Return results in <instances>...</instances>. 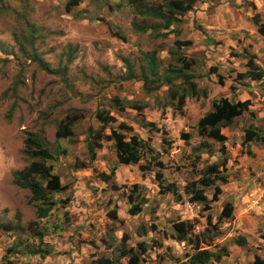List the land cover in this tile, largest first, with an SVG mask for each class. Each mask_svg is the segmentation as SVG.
Instances as JSON below:
<instances>
[{
  "label": "rangeland",
  "instance_id": "obj_1",
  "mask_svg": "<svg viewBox=\"0 0 264 264\" xmlns=\"http://www.w3.org/2000/svg\"><path fill=\"white\" fill-rule=\"evenodd\" d=\"M168 1L138 0L154 8ZM73 3L0 0V42L15 54L0 53V264H192L202 250L220 254L208 264H264V146L245 140V129H264V77H243L250 60L264 72V0H196L169 30L128 2ZM31 24L38 30L34 49L55 68L67 65L65 77L45 73L19 51L14 34L32 55ZM147 53H156L162 71L194 74L202 95L181 103L167 87L148 94L142 82L123 81V59L141 77ZM224 99L249 101L253 113L223 129L224 142L201 137L200 120ZM61 126L72 135L58 141ZM29 134L49 141L48 165L62 188L52 193L46 219L14 178L40 161L25 152ZM132 135L149 150L137 164L119 165L115 138ZM94 138L101 145L93 160ZM209 168L216 170L204 173ZM207 178L211 187L199 183ZM192 183L208 204L193 201ZM172 184L178 190L164 193ZM10 223L15 239L4 232ZM182 224L191 244L179 241Z\"/></svg>",
  "mask_w": 264,
  "mask_h": 264
},
{
  "label": "trees",
  "instance_id": "obj_2",
  "mask_svg": "<svg viewBox=\"0 0 264 264\" xmlns=\"http://www.w3.org/2000/svg\"><path fill=\"white\" fill-rule=\"evenodd\" d=\"M73 5H78L79 0H73ZM121 2H128L129 5L135 7L137 13L142 16L152 18L157 20L162 25L161 29L169 30L170 27L174 24L175 21H179V16H184L187 12L193 10L194 3L196 0H169L164 8H154L145 4H139L138 0H120ZM187 1V2H186ZM188 3V4H187ZM31 31V41L33 52L32 55H26V48L24 43L20 40L17 34H14V38L19 46V51L23 53V56L28 60V63L37 64L45 73L55 76L65 77L66 71L68 70V66L53 67L45 58L38 54L37 49L35 47V35L37 34L35 25H29ZM134 28L136 30H149L148 27H141L140 25L134 24ZM154 29L157 27H153ZM260 30L264 34V28H260ZM167 36V34H165ZM177 45H182L177 42ZM0 53L2 55L7 56H15L14 51H10L5 44L0 42ZM173 53V52H172ZM176 54H174V57ZM14 58V57H13ZM5 60H9L10 58H3ZM71 59V58H70ZM145 62L147 63V67H143L141 69V77H138L136 74L134 65L128 60L124 58L123 61L126 65L127 74L122 78L123 81H139L143 83V87L145 91L150 94L153 92L160 91L163 87H167L169 89V93L172 99H177L180 97L181 103H184L185 99L190 96H201L200 90L195 82L196 76L194 74L188 73L184 68H170L169 70H163L160 67V64L157 61L156 53H147L145 54ZM72 61V59H71ZM250 71L244 74V78H249L252 81H258L264 77V72H256L257 67H255L252 60L249 61ZM182 91V92H181ZM184 91V92H183ZM251 102H231L228 99H224L222 102L215 101L213 104V109L210 111L205 117H203L199 122V134L203 138L212 139L218 143L224 142L226 137L223 136V129L232 127L235 124L237 118L242 117L247 112H251L249 107ZM11 117L12 112L9 114ZM102 114L99 113V120L102 122L109 124V118L106 116L105 119L101 118ZM105 117V116H104ZM149 122L142 123V127L147 129L149 127ZM131 131V129H128ZM93 129L90 128V137L92 139ZM246 136L245 140L247 142H258L264 146V129H253L247 128L245 129ZM72 135L71 128L60 127L58 130L57 138L60 141L63 138H68ZM92 141V140H91ZM99 141V140H98ZM97 139L94 138L92 142H89L88 151L91 158L95 159V147L100 146L101 143H98ZM26 150L25 152L32 159H39L40 161H33L30 165L26 166L23 170L17 171L14 174V178L16 183L19 184L20 187L24 189H28L32 193L31 201L38 202L37 206V217L39 219H46L51 215L54 204L52 203V193H58L62 190L60 187V181L58 176H54L52 174V168L48 165L49 161L54 160V153L51 149V145L48 140L44 136L38 134H29L26 141ZM97 146V147H98ZM149 144L147 140L140 138L137 135H132L128 140L125 137L120 136L115 138V151L118 158L119 165H134L137 164L143 154L149 150ZM59 152H63L62 146L58 148ZM78 169V167L76 166ZM216 170L215 168H209V170L205 171L206 174H211L212 170ZM115 170V169H114ZM142 170L144 172L150 171L142 166ZM209 172V173H208ZM103 178H110L109 175L103 174ZM224 183H226V177H224ZM110 180V179H109ZM207 181L204 179L199 182L204 187H211L214 184V180L208 179ZM47 183V185H46ZM198 183V184H199ZM178 188L175 184L167 186L165 189L163 188L164 193H172L177 191ZM188 193L193 195V201H199L203 204H208L209 200L207 196L202 193V191L197 190L195 184H190L187 187ZM131 213H134L131 211ZM234 208L232 204H228L223 212L225 217L233 216ZM183 224L176 227V231L179 235V241L192 243L189 238L190 232L183 228ZM15 227L10 223L4 229L6 235L11 239H15L14 229ZM236 243L239 246H245L247 243V239L245 237H239L236 240ZM33 253H39L33 250ZM44 256V255H43ZM220 259V254L213 256L208 250L199 251L195 254L192 259V264H208L211 260ZM100 264V263H98ZM187 264V263H183ZM259 264V263H258Z\"/></svg>",
  "mask_w": 264,
  "mask_h": 264
}]
</instances>
